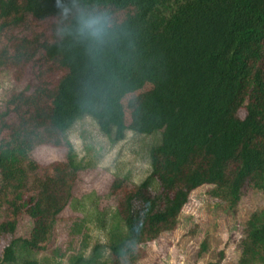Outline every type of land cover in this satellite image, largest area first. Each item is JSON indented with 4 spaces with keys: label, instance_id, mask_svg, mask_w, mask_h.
Wrapping results in <instances>:
<instances>
[{
    "label": "trees",
    "instance_id": "1",
    "mask_svg": "<svg viewBox=\"0 0 264 264\" xmlns=\"http://www.w3.org/2000/svg\"><path fill=\"white\" fill-rule=\"evenodd\" d=\"M78 2L111 15L104 45L57 36V0H0V44L3 32L28 16L54 19L49 40L22 37L0 47V68L41 53L65 70L53 90L14 94L0 114V236L13 235L21 214L30 224L26 238L10 237L0 264H40L35 255L49 241L56 217L66 205H82L71 196L82 166L66 134L84 118L110 144L126 132L158 134L139 186L159 188L163 205L135 217L130 197L124 198L107 223L95 217L106 242L85 255L87 212L70 229L81 240L67 264H135L141 245L175 227L191 190L208 186V195L232 210L246 183L263 206L245 222L237 264H264V0ZM8 112L12 123L5 120ZM61 144L64 163L42 168L32 158L37 146Z\"/></svg>",
    "mask_w": 264,
    "mask_h": 264
},
{
    "label": "rangeland",
    "instance_id": "2",
    "mask_svg": "<svg viewBox=\"0 0 264 264\" xmlns=\"http://www.w3.org/2000/svg\"><path fill=\"white\" fill-rule=\"evenodd\" d=\"M122 15L119 13L118 18ZM53 22L51 17L38 20L28 16L19 26L3 32L0 47L11 48V41L22 37L49 40ZM64 74V69L46 60L41 53L28 62L1 67L0 114L5 112V102L10 96L19 92L32 94L37 88L51 91ZM237 116H244L242 108ZM5 120L12 123L14 114L8 112ZM125 120L128 121L126 111ZM66 139L73 148L76 161L82 166L71 187L72 198L82 205H66L56 217L49 241L35 255L40 264H67V259L78 252L81 235L71 233L70 229L87 212L91 214V222L82 231L88 237L85 255L94 243L106 242L105 232L96 227L95 217L104 218L107 223L110 214L119 209L124 198L130 197L135 217L163 205L161 199H156L162 194L159 188L155 185L151 188L139 186L148 175V150L158 140V134L143 136L126 132L123 140L110 144L94 123L84 118L72 126ZM65 154L66 147L61 144L58 147L37 146L31 155L38 166L45 168L64 163ZM113 183H118L119 187L112 189ZM208 191V186L191 190L175 227L141 245L140 257L135 264H237L245 222L253 211L263 206L262 197L250 183H246L235 208L226 210L208 195ZM92 212L100 215L95 216ZM2 215L0 211V222L4 219ZM29 228L27 216L19 215L13 235L0 236V253L10 237L26 238ZM202 244L204 249H201ZM106 264H112V260Z\"/></svg>",
    "mask_w": 264,
    "mask_h": 264
},
{
    "label": "clouds",
    "instance_id": "3",
    "mask_svg": "<svg viewBox=\"0 0 264 264\" xmlns=\"http://www.w3.org/2000/svg\"><path fill=\"white\" fill-rule=\"evenodd\" d=\"M60 10V23L57 26V36L75 35L81 41L87 42L92 47L104 45L113 27V19L109 13L96 8H87L78 0L61 3L57 0ZM74 20V24L65 21Z\"/></svg>",
    "mask_w": 264,
    "mask_h": 264
}]
</instances>
